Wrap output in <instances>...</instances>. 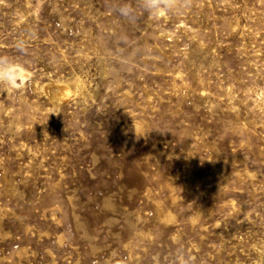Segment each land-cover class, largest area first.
<instances>
[{"label": "rangeland", "instance_id": "1", "mask_svg": "<svg viewBox=\"0 0 264 264\" xmlns=\"http://www.w3.org/2000/svg\"><path fill=\"white\" fill-rule=\"evenodd\" d=\"M0 264H264V0H0Z\"/></svg>", "mask_w": 264, "mask_h": 264}, {"label": "clouds", "instance_id": "2", "mask_svg": "<svg viewBox=\"0 0 264 264\" xmlns=\"http://www.w3.org/2000/svg\"><path fill=\"white\" fill-rule=\"evenodd\" d=\"M176 0H136V4L140 5L144 10L151 12L159 7L172 8ZM185 7L189 6L190 0H184ZM117 14L128 24L134 25L137 20L136 8L131 3H124L115 9Z\"/></svg>", "mask_w": 264, "mask_h": 264}, {"label": "bare ground", "instance_id": "3", "mask_svg": "<svg viewBox=\"0 0 264 264\" xmlns=\"http://www.w3.org/2000/svg\"><path fill=\"white\" fill-rule=\"evenodd\" d=\"M22 78H23V77H22ZM60 87H61V86H60ZM56 89H57V88H56ZM59 89H60V88H59ZM61 89H62V87H61ZM55 93H58V91H57V92L55 91ZM51 95H53V94H51ZM56 97H57V96H56ZM58 97H59V96H58ZM58 97H57V98H58ZM57 98H56V99H57ZM59 98H60V97H59ZM59 98H58V99H59Z\"/></svg>", "mask_w": 264, "mask_h": 264}]
</instances>
